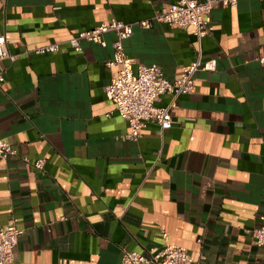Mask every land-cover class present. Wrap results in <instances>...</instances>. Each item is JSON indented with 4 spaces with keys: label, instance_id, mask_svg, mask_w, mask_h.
I'll list each match as a JSON object with an SVG mask.
<instances>
[{
    "label": "crops",
    "instance_id": "crops-1",
    "mask_svg": "<svg viewBox=\"0 0 264 264\" xmlns=\"http://www.w3.org/2000/svg\"><path fill=\"white\" fill-rule=\"evenodd\" d=\"M173 1L0 0V34L18 53L0 62V135L17 149L0 157V227L24 228L11 264H122L124 248L152 254L165 242L194 264H264V245L247 232L264 224V0L216 6L201 42L192 25L135 24L127 53L170 79L200 50L217 58L177 97L173 126L148 121L136 139L105 93L119 69L107 64L114 32L81 51L64 42L26 52Z\"/></svg>",
    "mask_w": 264,
    "mask_h": 264
},
{
    "label": "built area",
    "instance_id": "built-area-1",
    "mask_svg": "<svg viewBox=\"0 0 264 264\" xmlns=\"http://www.w3.org/2000/svg\"><path fill=\"white\" fill-rule=\"evenodd\" d=\"M238 0H175L170 5L159 9L151 18L128 22L117 17L79 30L73 33L67 40H57L42 45L34 46L26 50L28 53H46L59 50L64 42L69 43L75 50L83 49L82 42L92 41L106 45L105 34L114 32L113 54L107 60L109 66H119V69L105 86V93L111 99L118 113L125 118L131 127L127 134L130 138H138L141 130L148 121L157 122L162 130L173 126L174 120L170 109L176 106V99L180 94L191 93L196 86L195 72L198 69L210 70L217 66V58H202L201 50L196 59L185 68L183 74L170 79L163 68L156 64L136 62L129 55L124 46V40L134 33L135 24L144 28H150L154 21L167 23L171 26H194L199 42L210 32L209 14L216 6L236 5ZM18 53L10 51L8 37L0 34V62L2 59L15 61ZM264 64V53L258 56ZM4 67L0 65V82L4 77ZM164 93L172 95L170 102L159 105L157 101ZM14 144L0 135V157L16 155ZM29 160L28 157H24ZM46 157L42 156L33 161V165L39 170H44ZM24 228L16 224L0 227V264H11L14 261L15 246ZM255 245H264V224L248 228ZM166 235V233L164 232ZM154 261L156 264H194L195 259L183 247L177 244L165 242L163 246L152 254L128 248L123 249L122 264H147ZM198 264H203L198 262Z\"/></svg>",
    "mask_w": 264,
    "mask_h": 264
}]
</instances>
